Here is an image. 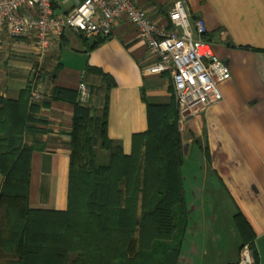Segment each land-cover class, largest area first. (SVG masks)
Wrapping results in <instances>:
<instances>
[{
    "label": "crops",
    "instance_id": "obj_1",
    "mask_svg": "<svg viewBox=\"0 0 264 264\" xmlns=\"http://www.w3.org/2000/svg\"><path fill=\"white\" fill-rule=\"evenodd\" d=\"M135 1L165 28L171 27L169 11L183 1L193 19H204L207 41L232 74L220 86L222 101L181 126L186 211L174 215L169 247L179 249L178 264H236L245 245L235 221L241 213L251 226L247 245L264 264V0ZM73 6L61 0L56 14ZM91 39L67 30L41 54L30 37H1V95L17 100L30 86L31 96L42 97L35 103L40 106L36 118L44 123L36 127L44 131L25 136L26 144L37 147L31 164L32 208L63 211L68 206L74 107L49 102L54 87L76 90L80 101L78 87L85 82L95 98L93 89L102 78L86 74L87 68L110 75L116 86L110 91L108 135L126 154L133 135L148 130L147 104L176 102L171 76L148 72L157 60L126 19L103 43L96 45L103 38H94L93 44ZM37 67L38 78L33 74Z\"/></svg>",
    "mask_w": 264,
    "mask_h": 264
},
{
    "label": "trees",
    "instance_id": "obj_2",
    "mask_svg": "<svg viewBox=\"0 0 264 264\" xmlns=\"http://www.w3.org/2000/svg\"><path fill=\"white\" fill-rule=\"evenodd\" d=\"M102 38L96 45L108 37ZM91 73L102 78L93 89L96 108L82 104L76 90L59 87L49 100L74 107L63 211L30 205L37 147L26 144L25 136L44 131L36 127L44 122L36 118L40 106L31 103V87L17 100L0 92V264H178L179 249L167 243L175 232V211H186L177 101L147 104L148 130L133 135L126 154L108 135L116 83L101 69L88 67ZM97 148L110 153L108 164L97 163ZM235 221L249 244L251 226L241 213ZM251 252L258 264L256 250Z\"/></svg>",
    "mask_w": 264,
    "mask_h": 264
},
{
    "label": "built area",
    "instance_id": "obj_3",
    "mask_svg": "<svg viewBox=\"0 0 264 264\" xmlns=\"http://www.w3.org/2000/svg\"><path fill=\"white\" fill-rule=\"evenodd\" d=\"M61 0H0V40L30 37L45 54L67 30L84 38L109 37L115 25L126 19L145 40L156 63L150 74H169L180 114V127L223 99L221 84L231 79L227 62L219 58L206 39L207 26L202 18L193 19L183 1L169 11L171 27L158 24L135 0H68L74 6L56 14ZM33 74L39 77L40 69ZM80 102L87 104L91 91L85 82L78 87ZM42 99L33 92L31 103ZM236 264H255L249 245H244Z\"/></svg>",
    "mask_w": 264,
    "mask_h": 264
},
{
    "label": "rangeland",
    "instance_id": "obj_4",
    "mask_svg": "<svg viewBox=\"0 0 264 264\" xmlns=\"http://www.w3.org/2000/svg\"><path fill=\"white\" fill-rule=\"evenodd\" d=\"M86 105L87 106H90V107H93V108H96L97 107V101L92 96V94H91V98H90L89 102ZM109 156H110V153L108 151L102 150L100 148H97V163L99 165L108 164L109 163ZM180 214H182L181 213V210L180 209H177L175 211V215H180ZM167 243H169V241H167ZM158 247H159V245H158Z\"/></svg>",
    "mask_w": 264,
    "mask_h": 264
},
{
    "label": "water",
    "instance_id": "obj_5",
    "mask_svg": "<svg viewBox=\"0 0 264 264\" xmlns=\"http://www.w3.org/2000/svg\"><path fill=\"white\" fill-rule=\"evenodd\" d=\"M93 42H95L94 38L91 39V44H93Z\"/></svg>",
    "mask_w": 264,
    "mask_h": 264
}]
</instances>
